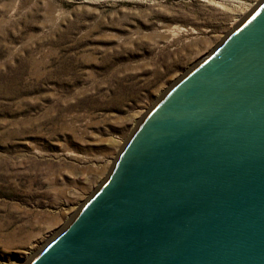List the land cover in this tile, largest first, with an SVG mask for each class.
Masks as SVG:
<instances>
[{"label": "rangeland", "instance_id": "rangeland-1", "mask_svg": "<svg viewBox=\"0 0 264 264\" xmlns=\"http://www.w3.org/2000/svg\"><path fill=\"white\" fill-rule=\"evenodd\" d=\"M261 0H0V264H24L142 116Z\"/></svg>", "mask_w": 264, "mask_h": 264}, {"label": "water", "instance_id": "water-1", "mask_svg": "<svg viewBox=\"0 0 264 264\" xmlns=\"http://www.w3.org/2000/svg\"><path fill=\"white\" fill-rule=\"evenodd\" d=\"M24 264H264V0L147 110Z\"/></svg>", "mask_w": 264, "mask_h": 264}]
</instances>
